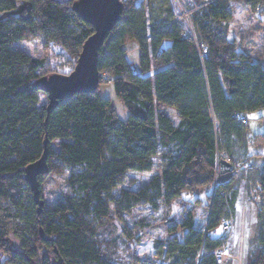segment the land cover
Returning a JSON list of instances; mask_svg holds the SVG:
<instances>
[{
    "label": "trees",
    "instance_id": "1",
    "mask_svg": "<svg viewBox=\"0 0 264 264\" xmlns=\"http://www.w3.org/2000/svg\"><path fill=\"white\" fill-rule=\"evenodd\" d=\"M77 1L0 0V264H114L98 238L102 220L112 211L121 218L140 201L171 204L186 192L209 196V220L199 229L190 211L173 229L169 253L174 264H218L222 239L213 233L236 211L241 185L222 161L251 164L246 115L264 109V64L229 36L233 0H203L192 14L196 41L171 23V0H121L122 18L99 50L98 70L99 86L107 77L123 102V119L99 86L48 115L49 101L41 104L45 93L34 84L52 73H39L45 61L15 46L42 36L75 66L94 33L73 11ZM242 1L264 7V0ZM130 42L137 44V65L126 57ZM45 142L49 174L69 169L72 196L38 213L25 169L41 158ZM159 147L166 160L160 175L142 189H119L128 171L151 170ZM254 181L264 200V171ZM257 219L258 246L245 264H264V204Z\"/></svg>",
    "mask_w": 264,
    "mask_h": 264
},
{
    "label": "rangeland",
    "instance_id": "2",
    "mask_svg": "<svg viewBox=\"0 0 264 264\" xmlns=\"http://www.w3.org/2000/svg\"><path fill=\"white\" fill-rule=\"evenodd\" d=\"M231 4L232 17L228 22L229 36L239 39L240 46L254 59L264 64V14L262 13L264 7H253L242 0H233ZM154 13L150 9L148 15ZM15 46L32 58H41L45 61V69L39 73L69 74L74 69V61L65 50L57 44L47 43L42 36L24 39ZM126 53L127 60L137 65V44H128ZM102 80L103 83L98 90L99 95L110 100L119 117L125 118L127 110L121 99L116 97L113 85L108 83L107 77ZM40 102L42 105L46 104L47 95L40 94ZM169 114L177 122L175 114L172 111H169ZM246 116L249 120V156L255 170H242L237 177L234 169L231 166L228 167L229 170H233L235 179L241 182L237 194L236 211H230L222 226L213 233L222 239L226 254L232 260H236L237 264H245L246 256L258 246L257 213L264 204L254 181L257 171H264V138L259 137L264 135V109L251 112ZM165 163L163 150L159 147L151 170L128 171L119 189L136 191L146 187L151 180L160 175ZM69 174V169L63 176L49 174L40 182L44 208H50L65 197L72 196L67 181ZM119 189L115 192V197L119 196ZM248 189H250L249 195ZM190 211L194 213L197 228L205 230L210 213L209 196H197L186 192L171 204L158 200L157 207L150 202H137L134 208L129 213L123 214L121 218L112 211L110 216L99 224L98 238L114 264H174L175 256L171 255L168 249L169 240L175 235L173 229L182 223ZM125 228L129 229L132 238L125 236L123 232ZM180 233L178 229L176 234L180 235ZM10 240L15 248H20V241L16 237L12 235ZM4 259L5 257L0 256L1 261Z\"/></svg>",
    "mask_w": 264,
    "mask_h": 264
},
{
    "label": "water",
    "instance_id": "3",
    "mask_svg": "<svg viewBox=\"0 0 264 264\" xmlns=\"http://www.w3.org/2000/svg\"><path fill=\"white\" fill-rule=\"evenodd\" d=\"M72 9L79 18L93 27L94 33L84 42L74 69L69 74L52 73L36 80L35 88L47 95L48 115L59 102L69 101L76 94H94L98 90L99 50L110 32L120 22L124 6L121 0H78L73 4ZM48 154V146L45 142L41 158L25 169V181L32 191L38 213L44 205L41 200L39 178L50 173ZM222 164L227 168L231 166L225 160Z\"/></svg>",
    "mask_w": 264,
    "mask_h": 264
},
{
    "label": "built area",
    "instance_id": "4",
    "mask_svg": "<svg viewBox=\"0 0 264 264\" xmlns=\"http://www.w3.org/2000/svg\"><path fill=\"white\" fill-rule=\"evenodd\" d=\"M171 3L173 8L171 23L179 25L185 35L190 36L196 41L197 37L192 24V14L204 7L207 2H204L203 0H171ZM203 55H207L206 50L203 51ZM238 121L242 124L248 123L247 119L242 116L238 118ZM231 168L234 169V173L237 175V177L240 175L242 170L246 171L254 169L252 164L242 163H234L231 165ZM215 257L218 264H227L231 259L230 256L226 254V250L223 246L215 251Z\"/></svg>",
    "mask_w": 264,
    "mask_h": 264
},
{
    "label": "crops",
    "instance_id": "5",
    "mask_svg": "<svg viewBox=\"0 0 264 264\" xmlns=\"http://www.w3.org/2000/svg\"><path fill=\"white\" fill-rule=\"evenodd\" d=\"M132 43H134L136 45L135 42H130L129 45H132ZM128 46V45H127ZM137 53H138V57H139V51H138V48H137Z\"/></svg>",
    "mask_w": 264,
    "mask_h": 264
}]
</instances>
